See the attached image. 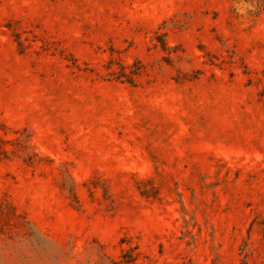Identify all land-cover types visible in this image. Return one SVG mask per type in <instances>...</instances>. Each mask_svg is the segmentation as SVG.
<instances>
[{"label": "rangeland", "instance_id": "1", "mask_svg": "<svg viewBox=\"0 0 264 264\" xmlns=\"http://www.w3.org/2000/svg\"><path fill=\"white\" fill-rule=\"evenodd\" d=\"M0 264H264V0H0Z\"/></svg>", "mask_w": 264, "mask_h": 264}]
</instances>
